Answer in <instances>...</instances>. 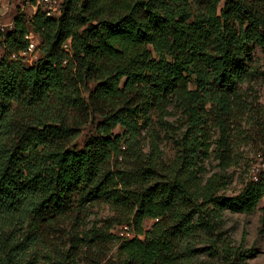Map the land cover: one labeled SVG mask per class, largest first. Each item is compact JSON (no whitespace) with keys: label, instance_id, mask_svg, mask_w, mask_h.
I'll return each mask as SVG.
<instances>
[{"label":"trees","instance_id":"obj_1","mask_svg":"<svg viewBox=\"0 0 264 264\" xmlns=\"http://www.w3.org/2000/svg\"><path fill=\"white\" fill-rule=\"evenodd\" d=\"M30 32L42 51L33 65L20 56ZM0 44V264H177L198 227L264 200V171L226 198L225 176L205 180L200 165L213 121L222 171L247 139L236 124L258 104L242 86L264 48V0H64L53 17L18 12ZM173 107L187 131L166 163L140 140L152 112ZM89 121L96 135L79 150ZM98 203L113 217L89 223ZM123 224L135 239L118 238Z\"/></svg>","mask_w":264,"mask_h":264},{"label":"rangeland","instance_id":"obj_2","mask_svg":"<svg viewBox=\"0 0 264 264\" xmlns=\"http://www.w3.org/2000/svg\"><path fill=\"white\" fill-rule=\"evenodd\" d=\"M64 0H53V6L60 10ZM33 0H6L0 4V24H10L18 12L23 14L28 22L34 14ZM13 26H7L4 31L12 30ZM34 34V33H33ZM34 40L38 42V50L32 56L28 65L35 64L41 57V41L37 34ZM3 55L2 45L0 44V58ZM254 67L257 74L252 81L242 86L246 101L257 100L254 113L246 114L236 111L242 118L236 124L239 137L247 138L239 141L236 145L231 158L232 166L225 172L220 168V161L216 157L215 142L219 131L215 129V121L209 126L207 135L209 143L213 145L209 158H202L201 164L204 168L202 176L210 178L214 174L225 176L226 183L224 188L219 191L220 196L232 198L237 196L244 186L252 180L253 175H258L264 171V159L262 157L263 147L260 143L262 137L260 131L253 126V119L259 120V110H264V48L256 47L254 51ZM94 88V84H92ZM170 113L161 117L156 112L151 114L150 131L148 128L142 130L140 140L144 154L148 156L152 153V142L154 141L160 150L162 160L169 163L177 154L176 141L181 139L187 131V119L182 114L179 107L169 109ZM245 116V117H244ZM244 118V120H243ZM116 133H121L118 129ZM96 135L92 121H89L82 128L81 134L74 142L79 150L83 149L87 139ZM243 136V137H242ZM154 137V138H153ZM154 139V140H153ZM113 217L111 209L104 203H98L91 209L89 223ZM154 221L145 222V230H151ZM194 250L191 256L182 259L177 264H264V200L252 213H234L226 211L222 218L208 228L198 227L190 237L185 246ZM115 249L110 257L115 256ZM109 257V258H110Z\"/></svg>","mask_w":264,"mask_h":264},{"label":"built area","instance_id":"obj_3","mask_svg":"<svg viewBox=\"0 0 264 264\" xmlns=\"http://www.w3.org/2000/svg\"><path fill=\"white\" fill-rule=\"evenodd\" d=\"M6 0H0V4L5 3ZM34 4V14L41 9L48 17H53L59 13V10L53 6V0H33ZM33 14V15H34ZM14 20H10V24H0V30L4 31V29L9 25L13 26ZM33 32L29 34V44L28 46L20 52V56L26 61L29 62L35 52L38 50V42L33 38ZM64 49L68 51V45L64 46ZM252 179L254 181L258 180V175H253ZM116 235L121 241H129L133 240L137 237L134 226L132 224H123L118 227L115 231Z\"/></svg>","mask_w":264,"mask_h":264}]
</instances>
